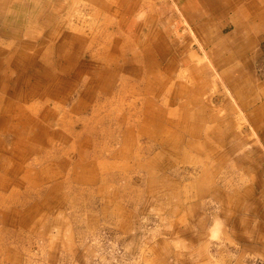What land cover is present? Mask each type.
<instances>
[{
    "label": "crops",
    "instance_id": "crops-1",
    "mask_svg": "<svg viewBox=\"0 0 264 264\" xmlns=\"http://www.w3.org/2000/svg\"><path fill=\"white\" fill-rule=\"evenodd\" d=\"M72 1L64 9L59 5H64V0H0V233L14 228L17 217V224L29 228L40 213L39 206H35L36 213L33 205L23 209L16 203L14 199L23 195V189L35 190L31 194L37 196L38 188L59 177L63 184L92 187L99 180L98 171L113 167L119 171L115 173L133 174L136 160L147 171L144 180L146 191L151 193L160 185L167 188L161 173L173 164L189 162L199 173L187 187L179 188L174 182L172 193L179 204L193 203L194 207L189 206L191 220L198 210L197 199L211 187L213 203L204 215L203 263L264 264V86L254 85L250 74L242 70L255 57L256 44L252 43L264 41V0H90V11L102 20L101 29H92L91 36L79 27L62 30L68 25L63 17L76 14ZM157 6H163L162 17ZM136 11L143 20L140 25L134 21ZM155 19L163 25L161 36L168 43L163 54L157 39L150 40L151 45L140 35ZM186 22L189 31L183 35L171 29ZM227 25L232 30L224 32ZM109 27L123 40L106 39ZM131 33L132 39L144 45L136 57L143 67L137 69L135 77L134 70L119 64L129 58L119 47L124 51L130 47ZM161 59L164 66L160 70ZM178 72L180 75H175ZM119 77L132 84L138 80L141 86L139 95H135L137 91L134 94V87L120 100L161 97L164 124L143 118L135 130L127 118L120 157L113 165L95 156L93 160L83 158V164L75 168L78 172L83 167L90 176L74 175L70 169L63 173V165L50 151L55 150V143L62 141V146L74 140L69 132L76 127L66 123L67 118L91 109L96 112L93 103L107 94L101 93V88L106 84L113 87ZM79 86L83 94L71 104L69 100ZM257 87H261L259 93ZM98 88L100 94L95 96ZM50 100H54L53 106H49ZM117 108L109 113L123 115ZM106 109L102 115H107ZM27 112L29 117L24 121L22 116ZM231 113L235 115L229 116ZM117 125L113 130L118 133ZM84 132L82 128L81 136ZM139 136H146L153 147L138 145ZM23 145H40L49 158L26 161L24 157L29 158L33 151ZM173 151L179 152L181 159L173 156ZM219 173L223 180L214 182ZM75 177L78 183L73 181ZM200 185H205L204 190ZM58 187L54 184L45 191V201ZM96 193L101 194V188ZM19 207L21 216L16 212ZM121 210L120 206L117 215ZM8 220L10 223H3ZM203 223H196L198 229ZM186 228L180 234L189 233L193 239Z\"/></svg>",
    "mask_w": 264,
    "mask_h": 264
},
{
    "label": "rangeland",
    "instance_id": "rangeland-1",
    "mask_svg": "<svg viewBox=\"0 0 264 264\" xmlns=\"http://www.w3.org/2000/svg\"><path fill=\"white\" fill-rule=\"evenodd\" d=\"M83 1L85 0L72 1L76 9V14L73 15L74 13H70L69 18L63 17L68 20V25L65 28L62 26L64 32L70 31L72 27H79L84 31L85 35L91 36L92 34L90 32L92 29H96L97 31L101 29L102 20L95 14V11H90L89 4H92L91 1ZM69 3V0H64V5H59L66 9L67 6L65 5ZM22 7L24 8L23 3ZM84 7L85 12L83 13L81 10ZM157 7H160L158 10L161 14L163 6ZM200 8L202 10L203 6ZM201 10H198L199 15H201ZM147 13L151 12L147 11ZM167 14L169 13L167 12ZM140 15L137 11L134 13V21L139 25L143 23V20H140ZM173 23L170 20L169 25ZM187 26L189 24L181 27L171 26V29L176 28L178 30L177 32L183 35L189 31ZM85 28L87 31H85ZM162 28H164L163 25H160L155 19V22L151 21L150 26H147L146 30L140 34L144 35L142 36L149 44H151L150 40L157 39L161 54L166 49L165 44H168L163 36H161ZM231 30V26L229 25L224 28V32ZM145 32H149L148 34L150 35H145ZM107 33L106 39L112 37L113 39L123 40L115 28L109 27ZM127 36L129 37V35ZM254 44H256L254 49L255 53H253L255 57L250 58L248 64L242 66V70L244 73L250 74L251 81L254 85L263 87L264 41H261V43L256 41L252 43V45ZM143 48L144 45L132 39V33L130 35V47L126 48L125 51L123 46L119 47L124 55L126 54L129 57L124 62H119V64L126 65L130 70H134V77L137 75V69L141 71L143 67V63L136 60V57L144 50ZM246 55L247 53H245V58ZM161 64L163 65L161 66ZM130 66L134 68H130ZM163 66L164 62L161 59L159 69L161 70ZM214 68L216 69V67ZM210 72L212 73V70ZM175 75L179 76L180 74L178 72ZM137 81L132 84L119 77V79L113 82V87L106 84V87L103 86L101 88V93L107 94L102 96V99H97L93 103L92 106L95 104L97 108L96 112L94 109H91L85 112V114H75L77 117L72 116L67 118L66 123L70 122L76 127L69 132L70 139L74 140H70L69 144L62 146V141L55 143V150L50 151L53 156H56L58 162L63 165V173L67 169H70L71 172L74 171L72 173L74 175L85 173L83 167L82 170L81 168L78 169V172L75 171V168L83 158L93 160L95 156H98V161L102 163H106L107 161L110 165H113L120 157L122 148L121 141L125 135L123 123H125L127 118L134 123L135 130L143 118L146 120L148 118L149 120L155 119L164 124L161 119L160 96L156 100H147L142 98V96L136 97L134 101L129 99L125 100L124 98L120 100L121 96L126 95V92H129V89L131 90L134 87V94L137 91L135 95H139L141 86L137 84ZM89 86L87 85L88 88H90ZM261 87H257L258 93ZM94 88L95 86H93L91 91ZM81 90L79 86L77 92L71 96L69 100L71 104L79 101L80 95L83 94ZM96 92L98 93L94 95H99L100 88ZM214 95V101H217L218 96L217 94ZM108 98L110 100H106ZM256 98L258 103L259 98ZM132 104L134 107H132ZM26 105L29 106L30 104ZM53 105L54 100H50L49 106ZM116 107L120 109L123 115H116L114 114L115 112L109 113L111 109L116 110ZM128 107L130 108L129 112L127 110ZM104 108H107V115L101 114ZM159 108L160 112L157 111ZM141 109H145V112H141ZM143 113L145 114L137 119V116ZM231 115L235 114L231 113L229 116ZM28 117L27 112L23 120L25 121V118ZM116 124H119L117 125L119 126L118 133L113 130ZM78 125L80 126L79 129L77 128ZM82 128H85V132L81 136ZM78 139L80 140L78 141ZM11 140H13L12 137ZM147 141L146 136H139L136 143L140 146L143 145L152 148L153 145H150ZM83 143L84 145L82 146ZM23 146L25 147V145ZM24 149L33 151L31 156H34V158L30 155L31 158H26L25 156L26 161H31L35 158H38L40 161H45L49 158V153L43 152L44 147L40 145L34 147L26 146ZM42 152L43 154H41ZM172 154L173 156H177V159H181L177 155L180 154L179 152L175 154L173 151ZM137 162L136 160L134 161V165L136 166L133 174H125V172L123 174L115 173V171H119L113 167L112 169L110 167L107 168L102 173L98 171L99 180L92 187H84L72 183L70 185H67L68 183L63 184V178L59 177L57 181L47 182L45 186L38 188L39 191L36 190L39 193L37 196L35 193L31 194L35 190L28 191L23 189V195L15 197L14 200L16 203L23 209L33 205L32 208L34 211L35 206H39L40 213L31 224V227L26 228L24 225H21V222L17 224L16 220H20L17 217L15 218L14 228L10 227L7 230V227L6 230L2 231V234L0 233V264H204L205 259L201 258L200 254H204L205 250V208L210 203H213L210 193L211 187L204 195L197 199L198 210L195 211L192 219L189 220L191 215L189 206L194 207L193 203H177L178 199L172 193L173 183L176 182L179 188L187 187L190 180L199 171H195L189 162L175 164V167L173 164L172 168L161 173V177L168 184L167 188L160 185L158 189L150 193L148 190L146 191L147 186L145 183L147 181L144 180L146 178L144 174L147 171L141 168L142 164H137ZM172 162L176 163L175 161ZM158 173L156 172L157 175ZM85 174L89 175L87 172ZM221 175L222 173L217 174L213 181L219 182V180H223L221 179L223 178ZM78 180V177L73 179L75 183H78ZM54 184L59 185L56 193L45 201V191ZM25 186L27 187V184ZM25 186H22V188H26ZM200 187V190L202 188L204 190L205 185H200ZM99 188H101V194L96 193ZM114 193H116V196H113ZM1 203H3V200L0 196ZM120 206L122 207V213L117 215ZM20 207L16 208L17 215L19 216L23 213ZM35 212L37 213V211ZM210 217L209 214L208 218ZM197 222H204L201 229H198ZM3 223L8 224L10 220L4 221ZM184 227L190 229V234L193 239L189 237V233L185 235L180 234L181 230L183 233L186 232ZM199 235L200 239H197Z\"/></svg>",
    "mask_w": 264,
    "mask_h": 264
},
{
    "label": "bare ground",
    "instance_id": "bare-ground-1",
    "mask_svg": "<svg viewBox=\"0 0 264 264\" xmlns=\"http://www.w3.org/2000/svg\"><path fill=\"white\" fill-rule=\"evenodd\" d=\"M137 29V28H136ZM135 29V30H136ZM135 34V33H134ZM61 38V37H60ZM41 40V39H40ZM38 43V42H37ZM40 45V44H39ZM36 48V47H35ZM35 50V49H34ZM65 87H66V85H65ZM57 93V92H56ZM56 96V95H55ZM24 116H22V118H23ZM24 126H25V123L23 124ZM34 134V133H33Z\"/></svg>",
    "mask_w": 264,
    "mask_h": 264
}]
</instances>
